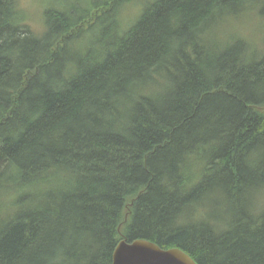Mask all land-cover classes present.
I'll list each match as a JSON object with an SVG mask.
<instances>
[{
  "label": "trees",
  "instance_id": "1",
  "mask_svg": "<svg viewBox=\"0 0 264 264\" xmlns=\"http://www.w3.org/2000/svg\"><path fill=\"white\" fill-rule=\"evenodd\" d=\"M136 1L0 0V264H264V0Z\"/></svg>",
  "mask_w": 264,
  "mask_h": 264
},
{
  "label": "water",
  "instance_id": "2",
  "mask_svg": "<svg viewBox=\"0 0 264 264\" xmlns=\"http://www.w3.org/2000/svg\"><path fill=\"white\" fill-rule=\"evenodd\" d=\"M112 264H197L178 248L163 249L146 241L122 240L113 254Z\"/></svg>",
  "mask_w": 264,
  "mask_h": 264
},
{
  "label": "rangeland",
  "instance_id": "3",
  "mask_svg": "<svg viewBox=\"0 0 264 264\" xmlns=\"http://www.w3.org/2000/svg\"><path fill=\"white\" fill-rule=\"evenodd\" d=\"M66 1L69 2L70 0H59L60 3H65ZM143 1L144 0H137L131 6L129 5L125 7L126 10H124V12L129 14L127 21L125 23H127L128 19L131 17L135 20V18L133 17L135 16L134 13L139 11L140 8L138 7H140L143 4ZM45 2L46 0H20V4H22V6L20 7L22 10H24V12L27 13V17H28L27 20L35 30L36 29L40 30L41 28V17ZM256 20L258 19L255 18L253 20L252 19L248 20L246 16L238 22L229 24V26L225 28L224 33H226L225 34L226 36L238 35L237 37L246 36L252 40L254 39L259 40V38L257 37L258 35L255 34L257 33L255 32V29L258 30L260 28L259 27L260 25H259V21L255 22Z\"/></svg>",
  "mask_w": 264,
  "mask_h": 264
}]
</instances>
